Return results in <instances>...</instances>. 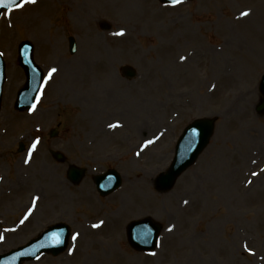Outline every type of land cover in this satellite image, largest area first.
<instances>
[{"label": "rangeland", "instance_id": "rangeland-1", "mask_svg": "<svg viewBox=\"0 0 264 264\" xmlns=\"http://www.w3.org/2000/svg\"><path fill=\"white\" fill-rule=\"evenodd\" d=\"M22 3L0 16V254L64 222L67 250L24 264H264V113L255 111L264 51L251 44L264 0ZM254 38L264 46V30ZM22 40L34 44L45 81L36 106L18 112ZM199 118L214 120L208 144L158 190L177 138ZM68 164L85 168L79 184ZM107 167L122 182L102 197L92 176ZM145 216L162 226L152 253L125 234Z\"/></svg>", "mask_w": 264, "mask_h": 264}, {"label": "water", "instance_id": "water-1", "mask_svg": "<svg viewBox=\"0 0 264 264\" xmlns=\"http://www.w3.org/2000/svg\"><path fill=\"white\" fill-rule=\"evenodd\" d=\"M21 1L22 0H17L18 3ZM161 1L171 2V0ZM3 9L8 10L7 5L0 6V13ZM70 50H74V44L72 41ZM32 55L33 45L29 41L21 42L18 47V63L25 71L26 82L24 86L19 89L17 94L15 107L19 110L26 109L29 105H32L42 77V72L34 63ZM4 69L5 64L0 55V101L2 84L5 79ZM261 89L264 90V79ZM211 131L212 121L209 119L195 120L184 130L178 140L174 160L171 166L165 174H162L157 179L156 183L159 188L168 189L171 187L175 177L195 159L196 155L207 144ZM79 176H81L80 171H78L76 179H78ZM114 177L115 179L110 185L108 184L106 188H104L101 183L106 182V179L96 180L101 194H107L119 185V177L115 174ZM107 178L111 179L109 176ZM159 228V224L151 221L150 218L131 222L128 229L130 244L135 249L139 250L153 249ZM67 233V226L63 224L57 225L56 229H48V231L46 230V232L40 234L38 239L30 241L22 248L10 251L2 257L0 256V264H21L22 261L33 259L42 252L57 254L63 249L66 243ZM56 236L57 239L55 238Z\"/></svg>", "mask_w": 264, "mask_h": 264}, {"label": "snow or ice", "instance_id": "snow-or-ice-1", "mask_svg": "<svg viewBox=\"0 0 264 264\" xmlns=\"http://www.w3.org/2000/svg\"><path fill=\"white\" fill-rule=\"evenodd\" d=\"M171 2H172L173 4H176V3H180L181 0H171ZM24 3H35V0H24ZM4 5H7V8H8V12H9V14H10V12H11L13 9L23 7V3H18L17 0H0V6H4ZM248 14H249V13H248L247 11L241 13L242 16H246V15H248ZM118 35H123V30H121V32H119ZM181 59H184V57H181ZM56 71H57L56 68H51L50 71H49V73H48L49 77H50L53 73H55ZM117 126H118V124H112V125H109V127H117ZM36 143H38V141H37V142H34V143L32 144V148H33V149L36 147ZM146 143H147V144H150V143H152V141L149 140V141H146ZM28 156H29V159H30V157H31V150L29 151ZM25 163H28V159L25 160ZM253 175H257V173H253ZM185 203H187V201H185ZM29 211H31V209H29ZM21 222L23 223V221H21ZM95 226H97V225H94V227H95ZM77 235H78V234H77ZM0 239H3V237L0 236ZM73 239H75V236L73 237Z\"/></svg>", "mask_w": 264, "mask_h": 264}, {"label": "bare ground", "instance_id": "bare-ground-1", "mask_svg": "<svg viewBox=\"0 0 264 264\" xmlns=\"http://www.w3.org/2000/svg\"><path fill=\"white\" fill-rule=\"evenodd\" d=\"M105 1H109V0H105ZM258 28V30H259V33H257V29ZM263 26H262V24L261 25H257L256 24V26H253V28H252V31L254 32V33H252V39H251V44H252V46H254L255 48H257V49H259L260 51H264V46L263 47H261L262 46V44H260V42L258 41V39L256 38H254V34H256V35H258V34H260V33H263ZM254 43V44H253ZM64 72L65 73H62L63 75H68V69H64ZM67 77H69V76H67ZM256 145L252 148V149H256ZM251 149V148H250ZM255 151V150H254ZM254 151H250L249 150V152H251L252 154H253V152Z\"/></svg>", "mask_w": 264, "mask_h": 264}]
</instances>
